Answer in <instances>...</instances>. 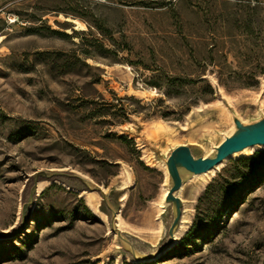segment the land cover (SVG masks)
I'll use <instances>...</instances> for the list:
<instances>
[{
	"label": "rangeland",
	"instance_id": "374dc122",
	"mask_svg": "<svg viewBox=\"0 0 264 264\" xmlns=\"http://www.w3.org/2000/svg\"><path fill=\"white\" fill-rule=\"evenodd\" d=\"M262 135L264 0H0V264H264Z\"/></svg>",
	"mask_w": 264,
	"mask_h": 264
},
{
	"label": "trees",
	"instance_id": "16d2710c",
	"mask_svg": "<svg viewBox=\"0 0 264 264\" xmlns=\"http://www.w3.org/2000/svg\"><path fill=\"white\" fill-rule=\"evenodd\" d=\"M119 139L132 143V139L123 135L119 136ZM237 163L242 165V169L235 173V178L243 180L246 184L250 183L251 185L259 183L264 178V150L255 152L249 158H242ZM177 247H180V244Z\"/></svg>",
	"mask_w": 264,
	"mask_h": 264
},
{
	"label": "bare ground",
	"instance_id": "6f19581e",
	"mask_svg": "<svg viewBox=\"0 0 264 264\" xmlns=\"http://www.w3.org/2000/svg\"><path fill=\"white\" fill-rule=\"evenodd\" d=\"M67 19H70V18H67ZM72 21L74 22V23H78L77 22V20L76 19H72ZM181 145H184V144H178V145H176V146H181ZM258 145H260L258 142H256V143H254V144H252L251 146H249L248 148H246V150H244V151H242V152H237L236 154H234V155H241L243 152H245V151H253L254 149H256V147L258 146ZM184 163L186 164V165H189V163H188V161L185 159L184 160ZM224 164V161H219L218 163H215L214 164V166L209 170V171H204L203 173H200V174H197V175H206V174H208L209 172H213V171H215L216 169H218L221 165H223ZM126 188V186H120L119 187V189H121V190H123V189H125ZM167 197H168V189L166 188L165 190H164V193L162 194V197H161V201L159 202V205H158V208H159V214H162L163 213V211H164V208H165V200L167 199ZM159 219H160V217H159ZM160 222H161V220H160ZM162 223V222H161Z\"/></svg>",
	"mask_w": 264,
	"mask_h": 264
},
{
	"label": "water",
	"instance_id": "95a60500",
	"mask_svg": "<svg viewBox=\"0 0 264 264\" xmlns=\"http://www.w3.org/2000/svg\"><path fill=\"white\" fill-rule=\"evenodd\" d=\"M260 142H264V135H262V139H259Z\"/></svg>",
	"mask_w": 264,
	"mask_h": 264
}]
</instances>
